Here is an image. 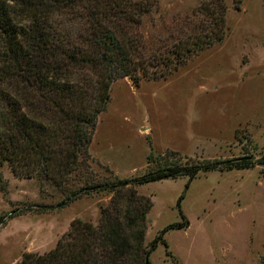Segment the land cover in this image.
Here are the masks:
<instances>
[{
	"label": "rangeland",
	"instance_id": "obj_1",
	"mask_svg": "<svg viewBox=\"0 0 264 264\" xmlns=\"http://www.w3.org/2000/svg\"><path fill=\"white\" fill-rule=\"evenodd\" d=\"M200 1L155 0L138 28L146 52L148 46L170 47L182 32L175 21L193 18ZM224 2L221 42L189 56L165 78L134 85L126 77L111 85L89 147L96 180L141 175L150 152L205 159L245 154L259 159L264 153V1ZM263 170L256 165L213 171L188 187L186 178L137 186L138 194L152 201L146 243L182 222L181 216L189 224L166 231L165 244L158 243L150 255L151 264H259L264 255ZM0 173L6 182L0 192V217L6 220L0 227V264H15L25 252H48L73 219L96 224L112 196L93 193L56 208L61 190L18 179L7 166Z\"/></svg>",
	"mask_w": 264,
	"mask_h": 264
},
{
	"label": "trees",
	"instance_id": "obj_2",
	"mask_svg": "<svg viewBox=\"0 0 264 264\" xmlns=\"http://www.w3.org/2000/svg\"><path fill=\"white\" fill-rule=\"evenodd\" d=\"M155 5V0H0V167L61 190L56 208L112 193L96 224L73 219L51 250L25 252L15 264H151L166 231L189 224L181 216L182 222L146 243L152 201L137 186L186 178L188 187L200 174L264 168V153L259 159L247 154L205 159L167 150L150 152L139 176L95 179L89 147L111 85L126 77L134 85L165 78L225 37L224 0H201L193 18L175 21L182 32L170 47L148 46L146 52L138 28ZM5 190L0 173V192ZM5 221L0 217V227Z\"/></svg>",
	"mask_w": 264,
	"mask_h": 264
}]
</instances>
